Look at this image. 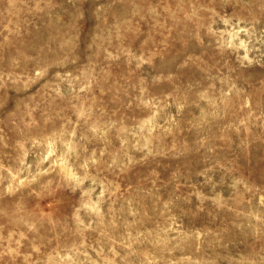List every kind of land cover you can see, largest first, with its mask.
<instances>
[{"label": "rangeland", "instance_id": "rangeland-1", "mask_svg": "<svg viewBox=\"0 0 264 264\" xmlns=\"http://www.w3.org/2000/svg\"><path fill=\"white\" fill-rule=\"evenodd\" d=\"M0 264H264V0H0Z\"/></svg>", "mask_w": 264, "mask_h": 264}]
</instances>
